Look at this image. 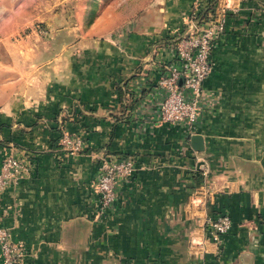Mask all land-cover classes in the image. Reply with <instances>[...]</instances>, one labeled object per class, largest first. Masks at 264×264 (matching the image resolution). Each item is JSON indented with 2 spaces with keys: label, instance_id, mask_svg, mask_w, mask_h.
I'll use <instances>...</instances> for the list:
<instances>
[{
  "label": "crops",
  "instance_id": "0c3cea01",
  "mask_svg": "<svg viewBox=\"0 0 264 264\" xmlns=\"http://www.w3.org/2000/svg\"><path fill=\"white\" fill-rule=\"evenodd\" d=\"M196 2L206 0H146L121 18L113 0L123 22L109 40H86L79 60L0 100V162L13 153L28 165L0 191V226L25 246L24 264H264V0L228 13L214 44L213 107L194 133L204 149L158 121L157 82ZM63 131L82 151L61 149ZM127 156L135 172L94 218L96 167ZM223 214L230 230L208 241L206 217Z\"/></svg>",
  "mask_w": 264,
  "mask_h": 264
},
{
  "label": "built area",
  "instance_id": "2783aa9c",
  "mask_svg": "<svg viewBox=\"0 0 264 264\" xmlns=\"http://www.w3.org/2000/svg\"><path fill=\"white\" fill-rule=\"evenodd\" d=\"M247 0H215L204 14L205 4L194 3L189 14L187 31L174 38L172 57L165 62L157 82L159 102L158 121L182 126L188 134L197 129L198 117L213 107V98L205 91L204 82L212 71L211 53L215 42L226 27L228 13L236 12ZM84 140L63 131L59 146L69 154L82 151ZM136 170L133 156L103 159L94 171L91 187L98 195L94 218L111 212L119 185L130 179ZM28 165L13 153H7L0 162V191L15 187ZM205 239L219 243L230 230L231 220L227 214L216 218L206 217ZM25 246L12 240L9 228L0 226V257L2 264H24Z\"/></svg>",
  "mask_w": 264,
  "mask_h": 264
},
{
  "label": "rangeland",
  "instance_id": "374dc122",
  "mask_svg": "<svg viewBox=\"0 0 264 264\" xmlns=\"http://www.w3.org/2000/svg\"><path fill=\"white\" fill-rule=\"evenodd\" d=\"M112 2L0 0V100L24 84L46 78L53 62L79 60L86 40H109L123 22L113 19ZM145 3L121 0L120 17H128Z\"/></svg>",
  "mask_w": 264,
  "mask_h": 264
},
{
  "label": "water",
  "instance_id": "95a60500",
  "mask_svg": "<svg viewBox=\"0 0 264 264\" xmlns=\"http://www.w3.org/2000/svg\"><path fill=\"white\" fill-rule=\"evenodd\" d=\"M190 144L193 150L202 151L204 149L203 137L201 134H192L190 136Z\"/></svg>",
  "mask_w": 264,
  "mask_h": 264
},
{
  "label": "trees",
  "instance_id": "16d2710c",
  "mask_svg": "<svg viewBox=\"0 0 264 264\" xmlns=\"http://www.w3.org/2000/svg\"><path fill=\"white\" fill-rule=\"evenodd\" d=\"M215 0H206L204 7L201 9L200 13L204 14L208 8L214 3Z\"/></svg>",
  "mask_w": 264,
  "mask_h": 264
}]
</instances>
